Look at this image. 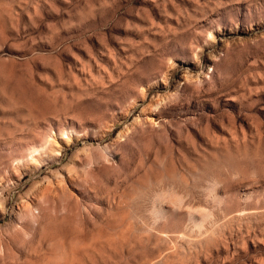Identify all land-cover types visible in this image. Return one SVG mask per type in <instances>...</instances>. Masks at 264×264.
I'll return each mask as SVG.
<instances>
[{"label":"rangeland","instance_id":"374dc122","mask_svg":"<svg viewBox=\"0 0 264 264\" xmlns=\"http://www.w3.org/2000/svg\"><path fill=\"white\" fill-rule=\"evenodd\" d=\"M0 264H264V0H0Z\"/></svg>","mask_w":264,"mask_h":264}]
</instances>
